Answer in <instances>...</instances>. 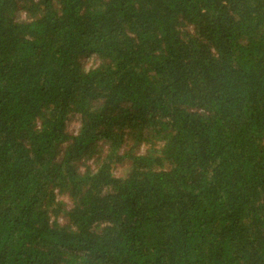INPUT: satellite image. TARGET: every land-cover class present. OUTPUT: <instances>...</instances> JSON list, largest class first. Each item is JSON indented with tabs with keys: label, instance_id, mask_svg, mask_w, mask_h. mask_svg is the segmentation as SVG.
I'll return each mask as SVG.
<instances>
[{
	"label": "trees",
	"instance_id": "16d2710c",
	"mask_svg": "<svg viewBox=\"0 0 264 264\" xmlns=\"http://www.w3.org/2000/svg\"><path fill=\"white\" fill-rule=\"evenodd\" d=\"M0 264H264V0H0Z\"/></svg>",
	"mask_w": 264,
	"mask_h": 264
},
{
	"label": "rangeland",
	"instance_id": "374dc122",
	"mask_svg": "<svg viewBox=\"0 0 264 264\" xmlns=\"http://www.w3.org/2000/svg\"><path fill=\"white\" fill-rule=\"evenodd\" d=\"M76 128H77V124H73V125L70 126V131H74ZM122 170H123V167H118V168L116 169V171H115V174H116L117 176H120Z\"/></svg>",
	"mask_w": 264,
	"mask_h": 264
}]
</instances>
